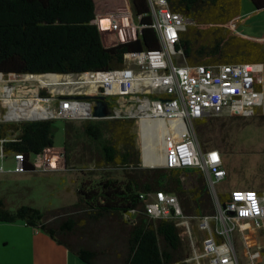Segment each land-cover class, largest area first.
I'll return each instance as SVG.
<instances>
[{"label": "trees", "instance_id": "obj_1", "mask_svg": "<svg viewBox=\"0 0 264 264\" xmlns=\"http://www.w3.org/2000/svg\"><path fill=\"white\" fill-rule=\"evenodd\" d=\"M255 10L264 0H249ZM135 17L145 27L133 41L105 47L94 21V0H0V76L69 75L105 72L122 68L127 53L158 49L157 36L149 27L151 20L146 0H128ZM241 0H170V9L192 24L180 34L177 48L183 49L188 65L252 64L264 67V43L233 34L240 14ZM264 78V77H263ZM18 90L15 97H40L38 89ZM261 84L257 87L260 88ZM42 97H49L42 93ZM106 98L113 113L116 98ZM135 119L87 120L80 124L64 121V162L80 147L89 152L97 168L113 167L123 171V179L105 178L87 190H78V201L51 216L31 206L14 210L0 200V223L22 222L38 229L65 247L84 264H113L97 250L93 230L108 221L124 233L122 264H188L180 229L168 219H152L145 211L140 194L162 191L177 197L187 217L215 213L206 180L198 169L143 168L133 131ZM209 120L196 121L198 142L206 150ZM140 124L142 160L145 166L162 163L157 128ZM55 120L20 123L0 122V140L7 156L21 153L26 172L34 171L29 159L53 147ZM94 149V151H93ZM185 174L195 175L194 185L186 188ZM226 196H221L224 201ZM129 216L133 223L125 219ZM96 231V230H95ZM261 264V263H257Z\"/></svg>", "mask_w": 264, "mask_h": 264}, {"label": "built area", "instance_id": "obj_2", "mask_svg": "<svg viewBox=\"0 0 264 264\" xmlns=\"http://www.w3.org/2000/svg\"><path fill=\"white\" fill-rule=\"evenodd\" d=\"M149 25L157 36L158 49L127 53L123 67L105 72H83L63 75V80L76 83L78 91L67 92L59 102L56 117L65 121L95 120L92 116L91 101L85 97L106 96L116 98V108L106 119L132 118L148 122L157 128L160 140H171L164 149L163 162L158 167L167 169H198L206 180L215 213L211 216L187 217L182 213L177 197L162 191L140 194L145 204L146 214L152 219H168L180 229V236L187 238L195 264H240L233 241V233L240 229L246 247L253 233L264 237V191L235 189L228 193L224 201L220 200L216 185L226 178L222 155L214 148L203 150L198 142L194 125L196 121L229 115L234 117H252L264 106L263 71L252 64L188 65L183 49L177 48L180 34L192 22L185 16L170 9V0H146ZM141 16L135 17L130 9L123 12L96 15L92 22L97 26L105 47L125 44L133 41L145 27L140 24ZM23 76L24 80L33 75ZM0 78H5L0 76ZM261 84L260 88L257 87ZM94 88V91H90ZM86 89V90H85ZM42 98V97H41ZM75 98V99H74ZM133 106L135 110L128 114L116 111L119 100ZM48 100L49 97H43ZM81 99V100H79ZM48 102V101H47ZM49 103V102H48ZM74 104L86 106V111L62 112L61 105ZM8 115V112H7ZM5 121H14L7 119ZM46 120V119H44ZM160 125L164 126V131ZM0 140V160L11 158L15 167L13 173L26 172L24 157L21 153L11 156L3 152ZM46 148L42 153L29 159L34 170H54L64 151ZM0 167V174H5ZM11 173V172H10ZM129 223L133 220L125 216ZM196 223V231L202 235L199 240L193 233L191 223ZM256 257L264 246L256 245ZM188 261V260H187ZM259 263V262H258Z\"/></svg>", "mask_w": 264, "mask_h": 264}, {"label": "rangeland", "instance_id": "obj_3", "mask_svg": "<svg viewBox=\"0 0 264 264\" xmlns=\"http://www.w3.org/2000/svg\"><path fill=\"white\" fill-rule=\"evenodd\" d=\"M94 3L95 14L100 17L106 13L123 12L125 9H130L128 0H94ZM240 20L234 33L255 39L264 38V9L257 11L249 0H241ZM235 23L228 24L230 30L234 29ZM262 69L259 75L260 80L264 77V67ZM49 76L33 75L27 77V81L23 76L0 78V122H6L5 116L10 106V102L4 99V88L7 86H12L14 99L27 100V97L15 96L23 94L18 90L34 84L40 97L42 93L49 95L46 101L54 111H58L59 102L64 99L63 95H67V92L78 91L76 85H65V87L61 85L55 89V93L51 92L52 89L46 85ZM62 82H64L63 79ZM123 100L122 98L119 100V107L116 111L120 114H128L135 110L133 106L124 104ZM46 120H55L53 149L63 150L65 120L61 118ZM208 120L210 140L205 147L206 149H217L221 153L223 167L226 170V178L216 185L219 196L235 189L264 191V106L258 109L252 117H234L223 114ZM135 121L133 128L136 135L135 142L142 159L141 131L138 121ZM20 122L28 121H9V123ZM71 122L80 124L83 121L73 120ZM170 141L167 138L160 140L159 148L162 158L164 149ZM81 154V148L78 147L76 152L71 153L68 166L60 160L54 170L46 172L34 170L20 174L13 173L15 163L11 158L0 160V167L3 172H6L0 174V200L10 210L26 205L50 217L53 212L75 204L79 198L78 190L94 187L105 178L123 179L122 170L113 167L97 168L90 159L89 152H85V156L78 160ZM194 179L195 175L189 174L181 177L186 188L194 185ZM111 224L105 221L96 226V231L93 230L94 244L97 245V250L105 255V259L111 262L114 260L113 264H122L124 233L122 234L115 226L114 229L111 228ZM190 226L199 240L202 235L196 231V223L193 222ZM246 235L250 242L249 247H246L240 229L237 228L233 233L240 264H257L258 262L264 264V250L252 259V254L256 253L257 249L255 244L251 243L249 234L246 233ZM182 240L187 253V263L195 264L194 260H190L193 257V251L187 238L183 236ZM0 260L1 264H84L65 247L52 241L47 234L41 230L26 227L22 222L0 223ZM201 264H207V262Z\"/></svg>", "mask_w": 264, "mask_h": 264}, {"label": "bare ground", "instance_id": "obj_4", "mask_svg": "<svg viewBox=\"0 0 264 264\" xmlns=\"http://www.w3.org/2000/svg\"><path fill=\"white\" fill-rule=\"evenodd\" d=\"M62 79L63 77L60 75H50L48 77V81L46 85L48 88L52 89L51 92L54 93H55V89L58 86L64 85L65 87V85H74V86L76 85V83L72 82L70 79L65 80V82H62ZM4 89H5L4 99L10 102L7 119L14 121H28V120L32 121V120L49 119L52 117H56L57 113L54 110H52L50 104L47 101L43 100L41 97H27L28 98L27 100H16L12 96V92H13L12 86H7ZM93 90L94 88H92L90 91ZM61 111L64 113L69 111L76 112V114L79 115L81 112L86 111V106L76 107L74 104L63 103L61 105ZM160 126L164 131V126L163 125Z\"/></svg>", "mask_w": 264, "mask_h": 264}, {"label": "water", "instance_id": "obj_5", "mask_svg": "<svg viewBox=\"0 0 264 264\" xmlns=\"http://www.w3.org/2000/svg\"><path fill=\"white\" fill-rule=\"evenodd\" d=\"M46 75H57V74H45V75H35V76H46ZM106 98H107L106 96L85 97V99L91 100L92 116L95 120L106 119L110 115L111 112L108 109V102L106 101ZM38 120H44V119H38ZM32 121H37V120H32ZM141 166L143 168L152 167V166H145L143 164L142 159H141Z\"/></svg>", "mask_w": 264, "mask_h": 264}, {"label": "crops", "instance_id": "obj_6", "mask_svg": "<svg viewBox=\"0 0 264 264\" xmlns=\"http://www.w3.org/2000/svg\"><path fill=\"white\" fill-rule=\"evenodd\" d=\"M264 9V8H263ZM240 10H241V7H240ZM262 10V9H261ZM257 11H259V10H257ZM235 25L236 26H234V29H232V32H233V34H235V35H240V34H236V33H234V30L237 28V26L240 24V22H241V20H240V14H239V16L238 17H236L235 18ZM240 36H243V35H240ZM244 37H246V38H248V39H250V40H254V41H264V38H262V39H255V38H253V37H249V36H244ZM251 237V243L252 244H255V246L256 245H261V246H264V237L263 236H260V235H258V233H253V235L252 236H250ZM53 241V240H52ZM249 244H250V242H247V245H248V247H249ZM246 245V244H245ZM1 261V260H0ZM2 262H0V264H1Z\"/></svg>", "mask_w": 264, "mask_h": 264}, {"label": "clouds", "instance_id": "obj_7", "mask_svg": "<svg viewBox=\"0 0 264 264\" xmlns=\"http://www.w3.org/2000/svg\"><path fill=\"white\" fill-rule=\"evenodd\" d=\"M35 76V75H34ZM40 121V120H37ZM53 148V147H52ZM151 168H162V167H158V166H152Z\"/></svg>", "mask_w": 264, "mask_h": 264}, {"label": "flooded vegetation", "instance_id": "obj_8", "mask_svg": "<svg viewBox=\"0 0 264 264\" xmlns=\"http://www.w3.org/2000/svg\"><path fill=\"white\" fill-rule=\"evenodd\" d=\"M107 101V100H106Z\"/></svg>", "mask_w": 264, "mask_h": 264}]
</instances>
